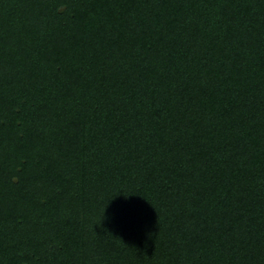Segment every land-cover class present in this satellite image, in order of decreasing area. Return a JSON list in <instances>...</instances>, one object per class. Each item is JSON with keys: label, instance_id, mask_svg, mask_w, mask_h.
Instances as JSON below:
<instances>
[{"label": "trees", "instance_id": "obj_1", "mask_svg": "<svg viewBox=\"0 0 264 264\" xmlns=\"http://www.w3.org/2000/svg\"><path fill=\"white\" fill-rule=\"evenodd\" d=\"M0 264H264V0H0Z\"/></svg>", "mask_w": 264, "mask_h": 264}]
</instances>
